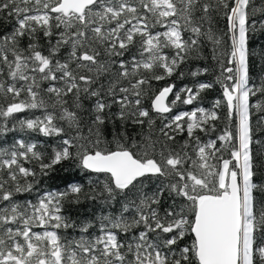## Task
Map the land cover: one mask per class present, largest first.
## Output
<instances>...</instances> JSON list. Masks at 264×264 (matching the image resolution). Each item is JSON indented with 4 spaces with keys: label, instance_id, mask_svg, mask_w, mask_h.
I'll return each mask as SVG.
<instances>
[{
    "label": "snow or ice",
    "instance_id": "1",
    "mask_svg": "<svg viewBox=\"0 0 264 264\" xmlns=\"http://www.w3.org/2000/svg\"><path fill=\"white\" fill-rule=\"evenodd\" d=\"M5 14L15 23L0 31V134L18 127L60 142L48 157L24 139L0 149V264H264V180L256 182L251 111L264 123V103L251 102L264 96V79L250 84L247 49L264 0H0ZM221 17L227 31L214 27ZM207 43L222 98L171 115L213 83L175 92L174 84L156 92L151 84ZM31 110L41 114L17 119ZM117 121L125 130L115 131L112 149L102 129ZM129 124L147 125L139 141L126 142ZM180 133L187 139L178 144ZM33 160L42 176L65 161L108 174L85 196L113 209L99 217L97 235H88L90 221L78 239L61 235L77 226L63 208L80 202L81 185L15 202L33 189L37 170L25 166Z\"/></svg>",
    "mask_w": 264,
    "mask_h": 264
},
{
    "label": "trees",
    "instance_id": "2",
    "mask_svg": "<svg viewBox=\"0 0 264 264\" xmlns=\"http://www.w3.org/2000/svg\"><path fill=\"white\" fill-rule=\"evenodd\" d=\"M256 20V24L253 30L248 32V40H247V49H248V65H249V75L251 77L250 84H254L259 86L262 79H264V26H262L261 21H264V15L257 14L254 17ZM14 19L8 18L5 15L0 16V31H3L5 28L7 30H11L14 25ZM227 22L222 17L218 18L214 22V27L219 31H227ZM226 39V38H225ZM42 44H46L45 41H41ZM212 48L213 45L211 43H207L200 54L197 57L195 54L188 59L175 73L172 77H168L162 81H153L151 84L152 92H156L158 89H162L163 87L174 84V92L179 91L181 88L193 87L195 89V85L200 82H210L213 83V87L210 89H206L201 92L200 98L195 101L192 105H185L180 102L173 107V111L171 115H175L180 111H193L196 107H205L211 108L213 102L222 98V90L219 84L215 83L216 77L220 74V66L216 60L212 58ZM202 68H207V72H202L197 76H192V72H197ZM179 72H183L184 75L181 77ZM44 87L47 86L45 83ZM183 95V94H182ZM174 95L170 94L168 98V103L170 104L171 100L174 99ZM252 104L256 103H264V96H261L259 93L256 96L252 97ZM92 104L91 100H85L84 105L85 108L90 107ZM150 104L149 100L145 101V106ZM113 112L116 111L114 107L112 109ZM253 113L252 124L254 128L253 139L256 142L253 145V151L256 153V166H257V178L256 182L259 183L261 180H264V167H261L264 164V150H262V143H264V123L260 122V117L262 113L253 107L251 109ZM219 114L222 119L217 121V129H222L225 126V120L223 117L225 116L226 109L222 106L218 109ZM40 110H31L23 114H19L17 119L21 118H31L33 115H40ZM259 123V126H257ZM11 123H9V127H11ZM160 120L157 118V122L154 125L155 128H159ZM119 129L120 131H124L125 129H120L119 121L116 122L115 126L111 122H107L102 129L103 139L111 144L108 145L112 149L116 147V138L115 131ZM128 140L126 142H131L133 139L139 141L144 132L147 131V125L144 126V129L138 125L129 124L126 128ZM198 135L203 136L202 133H197ZM219 131L214 135H218ZM17 139H24L28 143H36L37 151H40L44 154V156H51L52 149L60 142L59 137L55 136H44L39 132L32 131H20L17 127L14 131H9L7 133L0 134V149H7L11 147V145ZM185 139H187L186 133H180L177 135V143H182ZM47 162V161H45ZM26 167H33L37 170L36 181L31 180L29 178V182L33 183V189L27 192H20L15 194V202L23 204L26 201H31L32 203H36L38 199L42 196L44 192H62L66 191L68 187L72 184H78L83 187L84 195L81 196L79 203H73L70 201L64 202L63 214L71 218L72 221L77 225L75 228H69L66 230H61V235L67 236L70 239H78L81 235L80 226L85 221L92 222L93 226L89 229L88 235L95 236L98 234L99 230V217L101 214H110L113 209L107 208L106 205L103 204L101 200H92L85 198L86 195H90V189L97 187L96 181H104L107 178L108 174H97L91 172L89 170H85L78 166V162L74 161H65L61 164L53 166L52 170L48 172L46 176H42L39 174V164L36 161H31L25 164ZM147 183V182H146ZM154 187V185H149V188ZM259 198V197H258ZM3 203V202H0ZM114 209H119V204L113 205ZM36 230H41L37 228ZM122 238L124 234L121 233ZM192 235L189 234L184 243L188 244L192 241ZM183 246V245H182Z\"/></svg>",
    "mask_w": 264,
    "mask_h": 264
},
{
    "label": "water",
    "instance_id": "3",
    "mask_svg": "<svg viewBox=\"0 0 264 264\" xmlns=\"http://www.w3.org/2000/svg\"><path fill=\"white\" fill-rule=\"evenodd\" d=\"M170 96V95H169Z\"/></svg>",
    "mask_w": 264,
    "mask_h": 264
}]
</instances>
